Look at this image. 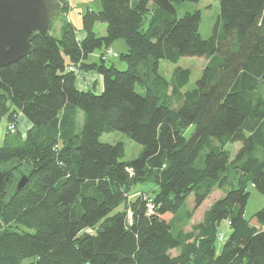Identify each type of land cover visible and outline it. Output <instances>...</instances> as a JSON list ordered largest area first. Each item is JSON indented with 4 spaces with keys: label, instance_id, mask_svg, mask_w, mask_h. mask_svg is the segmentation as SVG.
<instances>
[{
    "label": "trees",
    "instance_id": "1",
    "mask_svg": "<svg viewBox=\"0 0 264 264\" xmlns=\"http://www.w3.org/2000/svg\"><path fill=\"white\" fill-rule=\"evenodd\" d=\"M183 1L199 0H101L82 28L64 18L56 35L53 18L47 35H31L29 54L0 68V121L23 114L31 124L25 136L7 127L0 141V164L18 160L29 176L4 192L0 264H264V207L245 216L249 185L264 194V0H218L207 38L199 10L178 15ZM117 39L122 70L106 54ZM183 56L208 59L185 92L188 69L159 73L161 59ZM71 67L100 74L102 90L80 89ZM112 131L140 154L124 160V142L100 139ZM141 182L156 184L153 195L130 198ZM215 189L222 196L189 230L163 217L188 222V198L196 208ZM223 220L231 231L218 253Z\"/></svg>",
    "mask_w": 264,
    "mask_h": 264
},
{
    "label": "rangeland",
    "instance_id": "2",
    "mask_svg": "<svg viewBox=\"0 0 264 264\" xmlns=\"http://www.w3.org/2000/svg\"><path fill=\"white\" fill-rule=\"evenodd\" d=\"M63 4V11L59 16H56L54 27H53V33L56 35H59V27L63 21V19H72L74 22L77 23V25H80L82 14L87 11V9L90 7L91 9L98 11L101 9V0H59ZM177 13L179 16H182L186 11H196L199 10L201 12V22H200V33L203 37L207 38L212 35V28L213 25L219 15L220 12V6L218 0H199L197 2L192 1H183L181 3L176 4ZM148 16H150L148 14ZM100 25L105 26V31L101 32ZM148 25V21L146 22V25ZM106 27L107 24L104 22H100L95 27V32L98 35H104L102 33H106ZM124 39H117L115 41V45L113 43V47L107 49V56H112L110 59H108V63H114L117 68L119 69H125L127 67V64L121 60L120 53L123 51H126V46L124 49H119V43L123 42ZM125 42V41H124ZM100 49H97L96 52H99ZM208 62V59L206 57L202 56H183L181 57L177 62H172L166 59H161L159 62V73L163 75L166 79H171L174 76L175 70L178 68L182 69H188L189 70V77L187 79V84L180 87L181 92H185L189 89L194 88L197 85V80L202 76L204 68ZM77 74V78L79 80H83L88 78L87 74L83 70H79V68H76L75 70ZM92 79L93 76H89ZM94 88V87H93ZM138 91L141 93H144V91L137 87ZM171 90L170 87L168 90V93H166L168 96H171ZM96 92H100L99 87L96 89ZM83 114L79 112L78 120L79 122L82 121ZM9 123V119L7 116H3V118L0 121V141L2 142L4 138L6 137L7 133V127ZM16 127L20 129L23 136L26 135V132L31 127L30 122L28 119L23 115H18ZM194 130V126H190L185 131V136L190 137ZM9 131V130H8ZM104 142H110L114 143L116 141H122L125 144V157L124 160H132L136 158L140 152L142 151V145L133 140L128 134L120 131H112L104 133L101 138ZM241 143L235 142V143H229L227 144L226 148L231 152V156L234 157L237 150L239 149ZM205 152H203L204 155ZM15 184L14 180H11L8 184L7 191H10ZM156 188V184L152 182H141L134 186L130 198H133L135 195H138L140 192L145 191L146 194L153 195V189ZM248 190L250 192V197L248 200V203L245 208V216L247 218H252L253 215L260 210L262 207H264V194L260 193L252 184L249 185ZM149 192V193H148ZM222 196V190L221 189H215L212 194L200 205L195 208L194 206V197L191 195L185 207L181 210L184 212L186 209H194L193 217L191 220L184 221L183 217L176 218V221L173 219L172 214L167 213L163 215V217L167 220H171L174 224H176V227H182L185 230H189L190 227L197 222L201 221L203 218L204 211L218 198ZM252 222L255 225H258L255 218L252 219ZM219 231L223 232L225 234V239H219L216 242L217 245V252L220 253L223 243L225 242L226 238L228 237L231 228L228 224L227 220H223L221 225L219 226ZM175 254L176 251H173Z\"/></svg>",
    "mask_w": 264,
    "mask_h": 264
},
{
    "label": "water",
    "instance_id": "3",
    "mask_svg": "<svg viewBox=\"0 0 264 264\" xmlns=\"http://www.w3.org/2000/svg\"><path fill=\"white\" fill-rule=\"evenodd\" d=\"M62 11L63 4L59 0H0V68L29 54L33 49L31 35H47L53 18ZM11 176L15 177V184L10 195L21 189L29 178L18 160L0 164V216L6 205L2 193Z\"/></svg>",
    "mask_w": 264,
    "mask_h": 264
},
{
    "label": "crops",
    "instance_id": "4",
    "mask_svg": "<svg viewBox=\"0 0 264 264\" xmlns=\"http://www.w3.org/2000/svg\"><path fill=\"white\" fill-rule=\"evenodd\" d=\"M72 20V19H71ZM73 21V20H72ZM74 22V21H73ZM75 23V25L80 29V28H82V19H81V22H80V25H77V23L76 22H74ZM100 27V29L102 30L101 32H104L105 31V26H102V25H100L99 26ZM102 34H105V33H102ZM79 36H83V32L82 31H79ZM119 43V49L120 50H122V49H124V47L126 46V44H125V42L123 41V42H118ZM113 45V44H112ZM114 45H115V42H114ZM125 45V46H124ZM124 46V47H123ZM113 47V46H112ZM103 51H104V49H102ZM102 50L101 51H99V52H94L91 56H90V60L91 61H96V60H98L99 59V56H100V54H101V52H102ZM112 57V56H111ZM111 57H109V58H111ZM86 74H87V76H88V78H90L89 76L91 75V76H93V78L92 79H88V78H86V79H84L83 78V80H79L78 78H77V80H76V84H77V86L80 88V89H91V88H95V89H97L98 87H99V90L101 91L102 90V77H101V75L100 74H98L97 72H95V71H88V72H85ZM20 130V129H19Z\"/></svg>",
    "mask_w": 264,
    "mask_h": 264
},
{
    "label": "built area",
    "instance_id": "5",
    "mask_svg": "<svg viewBox=\"0 0 264 264\" xmlns=\"http://www.w3.org/2000/svg\"><path fill=\"white\" fill-rule=\"evenodd\" d=\"M71 69L76 70V68H74V67H71ZM15 128H16V125L14 123H11V124L8 125V130L10 132H14ZM153 208H154L153 204H149V211L150 212L153 210ZM224 238H225V234L223 232H220L219 233V239H224Z\"/></svg>",
    "mask_w": 264,
    "mask_h": 264
},
{
    "label": "flooded vegetation",
    "instance_id": "6",
    "mask_svg": "<svg viewBox=\"0 0 264 264\" xmlns=\"http://www.w3.org/2000/svg\"><path fill=\"white\" fill-rule=\"evenodd\" d=\"M9 161H10V160H9ZM9 161H8V162H9ZM8 162H5V163H8ZM5 163H1V165L3 166V164H5ZM14 167H15V169H16V166H14ZM11 180H14V181H15V177H14V176H11L10 179H9L8 184L10 183ZM7 188H8V187H7ZM6 190H7V189H6ZM4 192H5V191H4ZM4 192L2 193V198H3V196H4ZM3 199H4V198H3Z\"/></svg>",
    "mask_w": 264,
    "mask_h": 264
}]
</instances>
